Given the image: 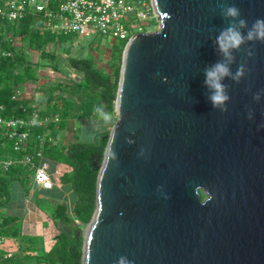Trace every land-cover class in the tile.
Instances as JSON below:
<instances>
[{
    "label": "water",
    "instance_id": "95a60500",
    "mask_svg": "<svg viewBox=\"0 0 264 264\" xmlns=\"http://www.w3.org/2000/svg\"><path fill=\"white\" fill-rule=\"evenodd\" d=\"M149 5L156 28L121 50L80 264H264V0ZM229 28L241 42L222 50Z\"/></svg>",
    "mask_w": 264,
    "mask_h": 264
},
{
    "label": "trees",
    "instance_id": "16d2710c",
    "mask_svg": "<svg viewBox=\"0 0 264 264\" xmlns=\"http://www.w3.org/2000/svg\"><path fill=\"white\" fill-rule=\"evenodd\" d=\"M41 24L40 16L26 14L19 21L5 26L4 29L6 32L10 31L13 36L17 35L26 46L39 49L42 58H50L52 54L45 52L44 46L57 39H55V34L40 31ZM127 38L118 39L116 47L110 51L111 63L108 71L95 67L92 59L70 58L69 61L74 63L75 69L81 74L79 79L51 83L47 87L39 86L41 89L39 99H37L39 111L56 113L59 118L56 127L49 124L53 135L66 127L67 120L95 119L94 106L105 105V111L113 113L120 54ZM3 47L11 50L12 54L0 57V105L3 109L0 115L3 117L26 116L19 108L23 101L11 100L10 94L14 86L21 85L27 79L33 80L35 72L20 50L12 46L3 45ZM40 104H43L42 108ZM31 130L36 132L40 128L35 126ZM107 134V130H100L95 132L89 141L74 138L64 145L44 146L43 155L57 162L62 172L64 171L63 173H70V179L65 183L69 185L68 189L73 196L71 211L68 212L65 202L56 203L52 207L48 217L55 226L56 223H60L61 226L58 232L51 237L52 239H47V245L44 243L41 246V252L34 254L30 253L33 243H28L29 236L27 243L23 242L19 236L17 237L14 218L7 215L0 216V235L4 237L3 243L7 240L10 242L11 238L16 237L25 246L22 255L11 258L9 264L30 262L29 257H33L30 262L32 264H80L82 237L79 229L88 221L94 207L95 178ZM19 154L20 152L12 150L5 137H0V158ZM23 179L29 180V176L19 165L10 166L0 172V205H4L9 198L10 183ZM71 217L77 219L80 225L73 224ZM9 248L12 249V245H9Z\"/></svg>",
    "mask_w": 264,
    "mask_h": 264
},
{
    "label": "built area",
    "instance_id": "2783aa9c",
    "mask_svg": "<svg viewBox=\"0 0 264 264\" xmlns=\"http://www.w3.org/2000/svg\"><path fill=\"white\" fill-rule=\"evenodd\" d=\"M26 14L41 17L40 31L84 36L92 30L112 39H125L132 33L142 32L138 23L149 14L153 15L149 0H0V57L12 54L3 45L19 47L14 42L15 36L10 31L6 32L5 26L19 21ZM38 96L36 90L26 91L20 86L12 88L10 99L23 101L19 108L26 116L0 115V137L6 138L12 150L20 152L18 156L0 158V172L19 165L33 186L49 190L54 184L52 176L58 174V164L44 156L42 149L55 144L49 124L56 127L59 118L56 113L39 111ZM2 110L0 105V112ZM35 126L40 130L32 131ZM51 165H55L52 172L49 171ZM3 240L4 237L0 235V247ZM11 257L10 251H1L0 264H9ZM19 264L30 263L23 261Z\"/></svg>",
    "mask_w": 264,
    "mask_h": 264
},
{
    "label": "rangeland",
    "instance_id": "374dc122",
    "mask_svg": "<svg viewBox=\"0 0 264 264\" xmlns=\"http://www.w3.org/2000/svg\"><path fill=\"white\" fill-rule=\"evenodd\" d=\"M138 24L143 31L154 30L157 25L152 14H149ZM16 37L17 35L14 38V42L19 46V49L17 48L16 50H20L25 55L31 68L35 72V78L33 80L27 79L22 83L23 89L29 91L36 90L38 94L41 91L39 86L47 87L51 83L77 80L81 77V74L75 69L74 63L69 61L70 58L92 59L95 67L100 68L102 71H108L111 63L110 51L119 42L118 39L100 36L92 30L84 36H79L76 33L67 35L55 34V39L57 40L50 41L44 46V51L49 52L52 56L50 58H42L39 49L26 46L24 41ZM40 106L42 108L43 104H40ZM114 119L115 116L110 124L100 121L98 117L93 120H67L66 127L54 135L55 144L64 145L74 138L81 141H89L95 132L100 130L109 131ZM53 167L55 165H51L50 172H52ZM57 169L58 174L52 176V180L58 186H54L51 190L45 191L36 188L30 179H23L19 182L10 183L9 185L10 203L17 204L20 203L21 199L25 198L32 204H29L32 209L31 212H25V215L17 214V220L14 222L16 232L23 242L26 241L27 243V237L30 235L28 243H33V246H30L32 248L30 251L31 254L41 252V246L44 243L47 245V239H52L51 237L58 232V228L61 226L60 223H56L55 226L48 217L51 214L52 207L56 203L65 202L68 212L71 211L73 196L68 189L69 185L65 183L70 179V173H63L64 171L62 172L60 166H57ZM6 204L7 202L4 205H0L3 207L1 211L3 214L1 213L0 216L7 215V209H5L7 207ZM72 222L75 225H80L77 219L72 218ZM28 223L29 225L25 226ZM86 223L79 229L81 236ZM26 229L27 232H25ZM21 247L24 250L25 246L23 244ZM18 254L21 253L18 252ZM32 258L29 257L28 261L32 262Z\"/></svg>",
    "mask_w": 264,
    "mask_h": 264
},
{
    "label": "clouds",
    "instance_id": "9594fccd",
    "mask_svg": "<svg viewBox=\"0 0 264 264\" xmlns=\"http://www.w3.org/2000/svg\"><path fill=\"white\" fill-rule=\"evenodd\" d=\"M228 14L233 16L238 15V9H236L235 7H231L228 9ZM241 23H243V21H241ZM260 23V21H257L256 27H259ZM259 35L264 37V32H260ZM251 36L252 33H249L250 38ZM240 42V34L231 28L222 32L218 37V43L220 44L222 50H227L230 47H237ZM225 75H228V69L224 64L221 63H217L212 68L205 70V84L214 90L209 97L213 107L223 104L224 101L228 99L227 95L224 92L225 85L220 83V80ZM163 79L166 80V77H164ZM37 99H39V96L37 97ZM105 107V105L94 106L93 114L94 116L98 117L100 121L106 124H110L113 121L114 116L112 112L105 111ZM211 199L212 197L209 196V200ZM117 264H126L125 258L120 257Z\"/></svg>",
    "mask_w": 264,
    "mask_h": 264
},
{
    "label": "crops",
    "instance_id": "0c3cea01",
    "mask_svg": "<svg viewBox=\"0 0 264 264\" xmlns=\"http://www.w3.org/2000/svg\"><path fill=\"white\" fill-rule=\"evenodd\" d=\"M18 49H19V47H17ZM16 48V49H17ZM20 87H23L22 86V84L21 85H19ZM26 91H29V90H26ZM58 164V163H57ZM58 166H59V164H58ZM55 184V183H54ZM53 184V187L54 186H58L57 184H55L54 185ZM52 187V188H53ZM45 191H47V190H45ZM65 191V190H64ZM24 198V197H23ZM7 207H6V205H5V209H7V216H10V217H13L14 218V221H16L17 220V217H16V215L17 214H24L25 215V212H31V208H30V205H32L31 203H29L25 198L24 199H21V201H20V203H17V204H12V202L10 203L9 202V198L7 199ZM30 204V205H29ZM2 206H0V215H1V211L3 210V207L1 208ZM3 214V213H2ZM29 225V223L28 224H25V226H28ZM30 230V229H29ZM25 232H27V229L25 230ZM22 233H23V231H22ZM27 234H29V233H27ZM30 236V235H29ZM17 237H18V234H17ZM7 246H6V245ZM9 245H12V249H10L9 248ZM5 246V247H4ZM20 247L19 249L17 248V247ZM22 246V244H21V242H19V240H18V238H14V239H12L11 238V241L9 242V240H7L6 242H4L3 243V246L1 245V247H0V252L1 251H3V250H8V251H10L11 253H12V257L11 258H13V257H19V256H21L22 255V251H23V248L21 247ZM19 250H21V251H19ZM18 252H20L21 254H18ZM12 259H10V261H11ZM9 261V262H10ZM27 262V261H26Z\"/></svg>",
    "mask_w": 264,
    "mask_h": 264
}]
</instances>
